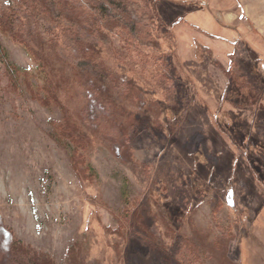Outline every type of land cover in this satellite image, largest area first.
Returning <instances> with one entry per match:
<instances>
[{
  "label": "trees",
  "instance_id": "obj_1",
  "mask_svg": "<svg viewBox=\"0 0 264 264\" xmlns=\"http://www.w3.org/2000/svg\"><path fill=\"white\" fill-rule=\"evenodd\" d=\"M173 26L159 19L156 0H9L0 10V34L23 46L34 67L19 66L0 41V106L3 94L13 92L28 94L46 109H57L60 118L52 121L51 135L69 153L78 174L98 178L87 154L99 143L147 180L151 197L132 200L130 181L123 179L124 207L118 213L115 232L125 238L139 234L150 248L160 249L168 264H239L229 257L230 241L236 237L230 224H216L215 229L199 226L195 222L199 202L174 217L154 195L151 185L156 174L135 159L132 143L136 138L144 133L159 137L164 132L174 137L191 105L190 91L179 77L178 58L183 61ZM230 43L232 48L221 43L229 48V65L214 61L230 84L221 97L220 111L232 116L234 122L244 120L247 129L252 124L250 133L239 134L237 130L234 134L235 139L241 136V142H246L264 120V65L258 52L240 38ZM251 136V143L264 152V143L260 144L257 135ZM206 142L202 140V144ZM185 149L183 145V153ZM237 160L229 149L213 167L203 163L199 167L203 174L209 173L204 177L212 182L209 192L215 190L210 199L212 212L217 213L225 204V189L230 202L226 205L237 212L241 233L244 221L238 210L243 215L250 211L245 202L255 193V185L248 179L239 181ZM251 165L259 173V181H264V159H251ZM156 166L154 170L162 175L161 167ZM158 175L156 178H161ZM192 177L190 187L195 188L199 179L196 171ZM238 189L245 191L242 207L236 200ZM145 216L159 220L162 229L154 230ZM79 251L75 244L69 247L70 264H84ZM0 264L56 262L48 252L17 239L0 216Z\"/></svg>",
  "mask_w": 264,
  "mask_h": 264
},
{
  "label": "rangeland",
  "instance_id": "obj_2",
  "mask_svg": "<svg viewBox=\"0 0 264 264\" xmlns=\"http://www.w3.org/2000/svg\"><path fill=\"white\" fill-rule=\"evenodd\" d=\"M7 1L0 0V10ZM156 3L161 22L174 25L178 54L183 61L178 58L179 77L190 91L192 101L175 132L176 144L167 132L159 137L144 133L132 143L135 159L156 175L155 165L161 167L162 175L158 177L162 179L154 175L155 184L151 186L156 199L174 217L185 207L199 202L195 213L199 226L215 229L216 224H230L232 227L236 237L230 241L229 257L233 261L264 264V181H259V173L251 165V159H264V152L251 143V134L257 135L261 145L264 143V120L255 126L246 142H241V136L235 139L237 130L239 134H248L252 124L247 129V122L237 119L234 122L232 116L220 111L230 84L225 72L214 63L218 59L228 66L229 48L223 45L230 44L232 48L230 42L240 38L258 52L264 65V0H156ZM228 12L239 17L235 23L229 22ZM252 18L259 20L254 22ZM0 41L19 66L33 69L34 61L23 46L5 34H0ZM211 41L220 45L216 47ZM206 45L210 48L206 49ZM58 118L57 109H46L28 94H3L0 106L3 225L23 243L51 254L56 264H70L68 251L74 244L81 248L79 257L85 258L84 264H168L160 249L150 248L139 234L125 238L114 231L118 213L124 207L123 179L127 177L130 181L132 200L151 197L147 180L143 181L141 174L99 143L87 154L98 178L92 180L78 174L69 153L51 135V123ZM229 118L233 119L230 124ZM183 145L187 147L184 153ZM229 149L238 158L239 181L244 183L248 179L255 185V193L245 202L250 211L243 215L238 210L244 221L241 233L237 212L226 205L230 202L225 189V204L217 213L212 212L214 204L210 199L215 196V190L209 192L212 182L204 178L209 173L203 174L199 167L201 163L213 167ZM195 171L199 179L195 188H191ZM244 192L238 189L236 200L241 207L246 201L242 197ZM145 218L154 230L162 229L159 220Z\"/></svg>",
  "mask_w": 264,
  "mask_h": 264
},
{
  "label": "crops",
  "instance_id": "obj_3",
  "mask_svg": "<svg viewBox=\"0 0 264 264\" xmlns=\"http://www.w3.org/2000/svg\"><path fill=\"white\" fill-rule=\"evenodd\" d=\"M190 3H196V2H190ZM203 6V5H202ZM193 8H195V6H193ZM202 8V7H201ZM198 11H200L199 9H197ZM229 14H228V16H227V18H229L228 20H229V22H236L237 21V18H239V17H237V15H235V14H231L232 12H228ZM237 17V18H236ZM253 19V18H252ZM258 20H259V18H255V21L256 22H258ZM253 21H254V19H253ZM254 21V22H255ZM260 22H262V21H260ZM264 31V30H263Z\"/></svg>",
  "mask_w": 264,
  "mask_h": 264
}]
</instances>
